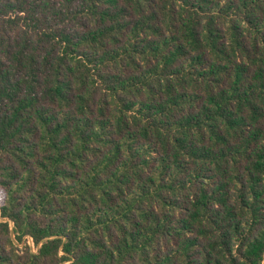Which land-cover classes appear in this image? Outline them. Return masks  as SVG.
Wrapping results in <instances>:
<instances>
[{
	"label": "trees",
	"instance_id": "obj_1",
	"mask_svg": "<svg viewBox=\"0 0 264 264\" xmlns=\"http://www.w3.org/2000/svg\"><path fill=\"white\" fill-rule=\"evenodd\" d=\"M0 264H264V0H0Z\"/></svg>",
	"mask_w": 264,
	"mask_h": 264
},
{
	"label": "rangeland",
	"instance_id": "obj_2",
	"mask_svg": "<svg viewBox=\"0 0 264 264\" xmlns=\"http://www.w3.org/2000/svg\"><path fill=\"white\" fill-rule=\"evenodd\" d=\"M29 244H30L31 246H33L31 241H29Z\"/></svg>",
	"mask_w": 264,
	"mask_h": 264
}]
</instances>
